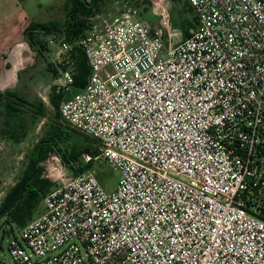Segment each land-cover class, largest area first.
Returning <instances> with one entry per match:
<instances>
[{
    "label": "built area",
    "instance_id": "obj_1",
    "mask_svg": "<svg viewBox=\"0 0 264 264\" xmlns=\"http://www.w3.org/2000/svg\"><path fill=\"white\" fill-rule=\"evenodd\" d=\"M198 26L171 42L129 1L90 19L57 55L84 51L90 73L60 70L62 122L96 140L94 171L43 199L13 264H264V0H187ZM53 44V40H50Z\"/></svg>",
    "mask_w": 264,
    "mask_h": 264
},
{
    "label": "trees",
    "instance_id": "obj_2",
    "mask_svg": "<svg viewBox=\"0 0 264 264\" xmlns=\"http://www.w3.org/2000/svg\"><path fill=\"white\" fill-rule=\"evenodd\" d=\"M114 2L115 0H65L64 22L31 23L26 28L24 36L31 50L36 54L37 63H46V67L51 70V65L46 61L49 49L45 40L52 37L54 40L73 42L85 33L93 16L110 9ZM129 2L132 3L131 0ZM139 2L141 3V0ZM171 2L180 28L177 27L176 22L173 26L179 28L184 34L183 39H186L192 35L191 30L197 26L196 13L187 0L185 3L182 0H171ZM110 3L111 6L108 7ZM134 6L138 7V4ZM183 12L193 13L192 22L186 19ZM70 54L69 64L65 60L57 66V71L53 68L52 72L56 77L61 68L67 69L72 66L75 72L74 92H78L87 84L90 67L82 49L75 48ZM49 98L55 109L50 117L49 129L33 147L27 156L26 167L0 202V223L3 221L18 230L23 229L33 219L32 212L55 188L42 176V168L39 167V163L47 159L49 152L58 154L65 169L71 173L78 174L91 170L95 172L100 182L103 180L98 167L94 169L96 162L94 160L85 162L83 158L87 155L93 159L96 157V140L62 122L59 111L60 103L64 99L62 92L59 93L56 87H52ZM46 116L47 111L42 100H30L16 90L0 92V139L19 144L28 136L30 128Z\"/></svg>",
    "mask_w": 264,
    "mask_h": 264
},
{
    "label": "rangeland",
    "instance_id": "obj_3",
    "mask_svg": "<svg viewBox=\"0 0 264 264\" xmlns=\"http://www.w3.org/2000/svg\"><path fill=\"white\" fill-rule=\"evenodd\" d=\"M37 1L39 0H30L29 2L37 3ZM44 1L51 2V4L47 5L49 7L50 5H53L56 0H44ZM120 1H125V0H120ZM131 1L134 5L138 4V7L144 12L145 16L152 23H154L152 21V17L156 16V20H158V23L156 25L163 28L164 25L161 21V18L160 16L156 14V11L153 8V5L150 3V0H141V3L139 2V0H131ZM182 2L185 3L186 0H182ZM169 3L171 6L170 16H171V19L173 20V24L174 22H176L178 24L177 27L180 28L179 22H177L178 21L177 15H175L176 13L174 12L175 8L173 6V3L171 2V0H169ZM31 6H32L31 3H29V8ZM110 6H111V3L108 4V7ZM63 13H64L63 11L60 12L58 10L55 12H52L50 14L52 15L51 19L60 21L62 17H64ZM183 13L186 19L192 22L193 13H189V12H183ZM196 25L198 26V23H196ZM170 27H171L170 33H171V39H172L170 40L171 42L180 41L184 38V34L179 28H176V29L172 28L171 23H170ZM196 28L191 30V32H194ZM163 30H164V36L166 38V42H169L168 40L169 30H166L165 28H163ZM45 42L47 43L48 49H49L48 57L46 58V61L47 63L51 65L52 69L50 70L49 68H47V70L46 69L39 70L37 78H41L40 80L41 82L37 88V95L41 100L43 98L45 99V101L43 102L46 105L47 116L44 119H42L39 123L32 126L28 132V136L24 138L23 141L19 144H14L13 142L0 139V202L4 198L8 189L14 185L19 175L21 174L23 169L26 167L27 156L31 153L33 147L37 144V142L45 135V133L49 129V124L51 122L50 117L54 114V111H55L53 105L50 103V98H49L50 93H51L50 85L52 82H54L53 79L55 78L52 70L53 68L56 71L58 69L56 65L58 63L57 55L60 52V43L62 41L53 39V44H49V40H45ZM70 55H71L70 53L64 54L62 56L63 62H64V59L67 60L70 57ZM25 63L26 62H23L24 65H28ZM40 63H43V62H40ZM61 69L63 70V68ZM32 70L33 68H30V67L26 68V71L23 69L19 72L20 73L19 76H21L23 80L26 77L27 72L32 71ZM45 75H47L49 79H51V81L47 80L48 81L47 82ZM53 86L56 87L57 92L59 93L61 92L59 91L56 84ZM99 165L100 166H98L97 164L96 166L95 164L94 169H97L98 167V169L100 170V174L103 178L101 182L102 185L105 187L106 191L111 192L117 187L118 181L120 179V173L118 171L111 169L107 165H104V164H99ZM39 167L42 168V176L46 180L51 182L53 184V187L58 186L59 182L56 180V176L59 173V171L61 172V174H64L66 177H71V176L76 175V173H71V171H68L65 169L59 155L56 154L55 152H49L47 159L40 162ZM44 211H45L44 202L40 201V203L36 207V210L32 212V218L33 219L38 218L40 215L44 213ZM11 228H12V231H10ZM16 237L19 240H22L21 235H20V230H18L13 225H10L8 223H4L3 221H1L0 223V264H13V259L10 254L9 245L11 241ZM86 260L89 264H91L89 259H86Z\"/></svg>",
    "mask_w": 264,
    "mask_h": 264
},
{
    "label": "crops",
    "instance_id": "obj_4",
    "mask_svg": "<svg viewBox=\"0 0 264 264\" xmlns=\"http://www.w3.org/2000/svg\"><path fill=\"white\" fill-rule=\"evenodd\" d=\"M29 1L0 0V92L16 90L30 100H35L40 99L37 95V88L41 82V78H37L38 72L41 69L47 70V67L46 63H37L36 54L27 43L24 32L31 23L58 21L52 20V15L50 14L57 10L63 11L65 0H56L49 7L47 5L51 4L50 1L39 0L37 3ZM29 3L32 5L30 8ZM156 14L158 15V12ZM63 15L64 17H62L60 22L65 20V14L63 13ZM152 21L155 25L158 23L156 16L152 17ZM169 23H171L172 28L176 29L173 26L171 17ZM51 39L53 38L49 37V40ZM66 61L69 64V58ZM23 62L28 65H24ZM61 62L63 63V59ZM61 62L56 65L58 66ZM29 67L33 68V70L27 72L26 77L22 80L19 72L23 69L26 71V68ZM67 69H71L74 72L72 66ZM45 77L46 81H51L47 75ZM56 78L53 79L54 82L51 85L49 83L51 91L52 87H55L53 85L56 84ZM43 99L42 101H45ZM44 106L46 108L45 103Z\"/></svg>",
    "mask_w": 264,
    "mask_h": 264
}]
</instances>
